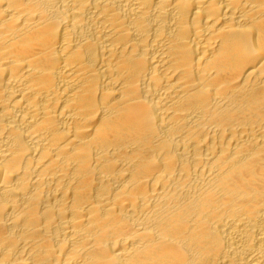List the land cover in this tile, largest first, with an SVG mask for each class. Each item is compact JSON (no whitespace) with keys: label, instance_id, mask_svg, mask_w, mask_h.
<instances>
[{"label":"bare ground","instance_id":"6f19581e","mask_svg":"<svg viewBox=\"0 0 264 264\" xmlns=\"http://www.w3.org/2000/svg\"><path fill=\"white\" fill-rule=\"evenodd\" d=\"M0 264H264V0H0Z\"/></svg>","mask_w":264,"mask_h":264}]
</instances>
